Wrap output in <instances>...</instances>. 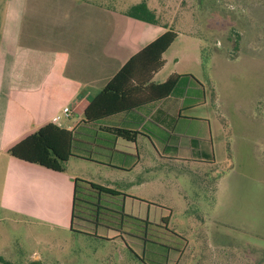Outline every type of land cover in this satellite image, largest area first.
<instances>
[{
  "label": "rangeland",
  "instance_id": "1",
  "mask_svg": "<svg viewBox=\"0 0 264 264\" xmlns=\"http://www.w3.org/2000/svg\"><path fill=\"white\" fill-rule=\"evenodd\" d=\"M104 1L154 10L156 33L176 34L155 83L192 75L204 103L168 129L177 152L139 138L138 157L126 149L113 168L70 159L65 176L128 196L88 193L73 230L68 192L48 180L39 210L30 198L25 214L0 210V256L12 264H264V0ZM19 7L0 0V43L19 27Z\"/></svg>",
  "mask_w": 264,
  "mask_h": 264
},
{
  "label": "crops",
  "instance_id": "2",
  "mask_svg": "<svg viewBox=\"0 0 264 264\" xmlns=\"http://www.w3.org/2000/svg\"><path fill=\"white\" fill-rule=\"evenodd\" d=\"M126 11L110 8L103 0H20L19 27L0 43L1 211L25 214L26 206H31L28 198L39 210L43 196H51L43 191L48 180L63 186L65 195L68 192L70 223L73 181L78 178L64 175L70 159L113 168L114 156L125 155L126 149H134L138 157L139 138L152 146L159 139L165 152L167 147L177 152L167 134L176 116L181 118L182 104L159 109L173 97L107 117L99 124L83 123L84 110L94 97L133 56L165 32L157 34L158 23L136 20ZM164 65L153 75L154 84H160L154 78ZM65 108L68 116L63 114ZM56 116L59 125L53 122ZM46 124L75 132L79 154L90 159L69 158L58 173L8 154ZM118 129L138 134L127 142L117 137ZM158 131L166 136L162 138Z\"/></svg>",
  "mask_w": 264,
  "mask_h": 264
},
{
  "label": "trees",
  "instance_id": "3",
  "mask_svg": "<svg viewBox=\"0 0 264 264\" xmlns=\"http://www.w3.org/2000/svg\"><path fill=\"white\" fill-rule=\"evenodd\" d=\"M126 14L131 18L150 24L158 23L155 12L149 9L144 1L129 7ZM175 39L176 34L172 30H166L133 56L84 110L83 123L99 124L107 117L131 112L168 97L181 100V111L204 103V88L192 75H171L163 83L154 84L152 82L153 75L164 65L162 55ZM116 132L117 137L127 142H133L138 134L130 129H118ZM77 143L79 140L75 132L61 129L54 124H46L12 147L8 154L25 163L62 173L64 164L69 158L90 159L89 156L79 154ZM190 144L196 148L199 143L197 139H191ZM166 151L170 152L168 147ZM90 192L96 194L97 198L102 196L128 197L117 190L75 178L70 230H73L74 220L80 219V217L78 218V203L88 204L85 198ZM83 214H86L85 211ZM165 228L167 229L166 223ZM0 263L12 264L1 256Z\"/></svg>",
  "mask_w": 264,
  "mask_h": 264
},
{
  "label": "built area",
  "instance_id": "4",
  "mask_svg": "<svg viewBox=\"0 0 264 264\" xmlns=\"http://www.w3.org/2000/svg\"><path fill=\"white\" fill-rule=\"evenodd\" d=\"M63 114H64L65 116H68V109H67V108H65V109L63 110ZM59 121H60V117H59V116H56V117L54 118V120H53V122H54L56 125H59Z\"/></svg>",
  "mask_w": 264,
  "mask_h": 264
}]
</instances>
